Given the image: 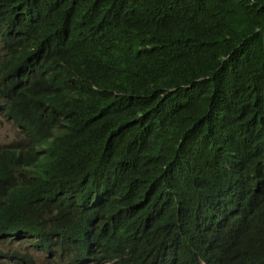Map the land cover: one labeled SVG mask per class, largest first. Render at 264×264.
Returning <instances> with one entry per match:
<instances>
[{
	"label": "trees",
	"instance_id": "obj_1",
	"mask_svg": "<svg viewBox=\"0 0 264 264\" xmlns=\"http://www.w3.org/2000/svg\"><path fill=\"white\" fill-rule=\"evenodd\" d=\"M1 59L0 244L264 264V0H0Z\"/></svg>",
	"mask_w": 264,
	"mask_h": 264
},
{
	"label": "clouds",
	"instance_id": "obj_2",
	"mask_svg": "<svg viewBox=\"0 0 264 264\" xmlns=\"http://www.w3.org/2000/svg\"><path fill=\"white\" fill-rule=\"evenodd\" d=\"M4 59H1L0 62V89H3L5 84V76L3 73L2 65ZM0 115L6 120L10 121L13 127L21 135V139L13 141L10 144L3 146L0 149V152L9 148L11 145H19L23 149H28L32 144V140L25 134L20 131V129L15 125L14 121L8 118L5 115V98L0 93ZM61 131L57 130L55 133L59 134ZM48 148L43 146L39 149V152H45ZM46 156H43L42 162L45 161ZM112 235V232L107 231L102 228H89L82 231L76 238L75 241L82 245L86 250L89 251L90 255L88 258L81 262L80 264H162L160 257L152 253L144 245L131 240V238L120 232L114 233V241L111 248L104 249L102 248L105 242L108 240V237ZM0 246H6L7 249L3 252L12 253L13 251H18L23 254H30L36 264H38L35 253L47 254L48 256H57L58 260L52 262V264H57L61 262L59 255L50 254L45 251L37 250L36 248L30 246L28 243L17 242L10 243L8 241L0 244ZM0 259L3 260L4 264H11L9 259L3 258L0 256ZM68 262V258H66Z\"/></svg>",
	"mask_w": 264,
	"mask_h": 264
},
{
	"label": "rangeland",
	"instance_id": "obj_3",
	"mask_svg": "<svg viewBox=\"0 0 264 264\" xmlns=\"http://www.w3.org/2000/svg\"><path fill=\"white\" fill-rule=\"evenodd\" d=\"M19 139H21V135L13 127L12 123L0 115V149ZM0 249L6 250L7 247L0 246ZM35 255L38 264H52L53 261L58 260L57 256H48L47 254L41 253H35ZM0 264H4L2 259H0Z\"/></svg>",
	"mask_w": 264,
	"mask_h": 264
}]
</instances>
